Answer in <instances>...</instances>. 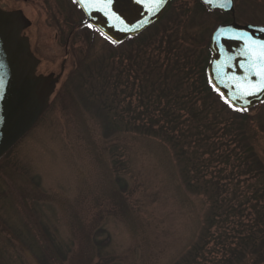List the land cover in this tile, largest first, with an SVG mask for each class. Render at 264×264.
<instances>
[{
  "label": "rangeland",
  "instance_id": "1",
  "mask_svg": "<svg viewBox=\"0 0 264 264\" xmlns=\"http://www.w3.org/2000/svg\"><path fill=\"white\" fill-rule=\"evenodd\" d=\"M1 2L20 9L30 24L26 35L41 60L38 73H59L64 59L66 67L47 111L0 161V264H41L38 255L49 249L47 231L67 254L57 264H174L207 226L210 200L190 190L170 143L134 132L105 138L100 119L80 98L77 81L67 84L79 58L109 57L107 39L90 27L83 29L85 16L73 0ZM197 5V0H172L144 41H181L184 47L201 41L197 51L204 59L205 42L218 24L264 25V0H234L230 21ZM223 114L226 120L232 117ZM248 114L255 150L264 162V102ZM220 167L210 164V176L226 184L227 204L234 205L235 214L241 208L239 220L248 222L251 204H263L248 203L261 180L247 175L221 179L216 177ZM186 169L195 182L190 163ZM227 226L232 230L233 223ZM212 230L218 234L222 229ZM107 236L109 244L95 243Z\"/></svg>",
  "mask_w": 264,
  "mask_h": 264
},
{
  "label": "trees",
  "instance_id": "2",
  "mask_svg": "<svg viewBox=\"0 0 264 264\" xmlns=\"http://www.w3.org/2000/svg\"><path fill=\"white\" fill-rule=\"evenodd\" d=\"M197 2L199 8L215 13L222 21L231 20L228 13L211 11L201 0ZM156 25L120 44L109 42L108 58L101 56L91 60L89 55L79 58L67 84L77 81L75 87L82 94L80 98L100 119L105 138L119 132H134L157 136L170 143L190 190L205 194L210 200L207 226L198 241L174 264H263L264 162L253 143L250 109L233 107L210 80L208 64L214 30L205 42L203 59L197 51L202 47L201 41H190L187 47L181 41H144L149 37L148 30ZM223 113L232 114L231 119L226 120ZM218 116H223L226 123ZM191 147L195 149L193 154H190ZM205 154L208 157H203ZM188 155L193 157L187 159ZM214 162L222 166L216 176L221 179L247 175L261 180V187L254 188L248 203L263 200V204H251L253 210L246 214L248 222L239 220L243 216L241 208L237 206L235 214L234 205L227 204L226 184L214 181L215 175L210 176L209 165ZM188 163L193 167L195 182L186 169ZM230 165L238 170H230ZM227 222L233 223L232 230L229 226L224 228ZM234 226L240 227L237 234H232ZM214 227L221 228V232L215 234ZM46 233L49 249L41 250L40 263L64 261L67 254L57 240ZM110 240L107 236L95 243L102 247ZM212 242L214 248L210 246Z\"/></svg>",
  "mask_w": 264,
  "mask_h": 264
},
{
  "label": "water",
  "instance_id": "3",
  "mask_svg": "<svg viewBox=\"0 0 264 264\" xmlns=\"http://www.w3.org/2000/svg\"><path fill=\"white\" fill-rule=\"evenodd\" d=\"M87 16V22L96 26L116 43L137 35L157 22L172 0H112L111 6L101 9L100 4L77 0ZM211 10L234 12V0L221 7L224 0H202ZM29 23L20 10H6L0 3V160L5 157L38 123L50 106L52 96L63 75L38 74L40 60L31 49L24 29ZM246 33L253 40L264 41V26L233 21L220 24L211 37L212 57L208 65L214 86L234 106L249 109L264 101V91L243 95L240 85L247 75L241 63L247 58L240 55L244 42L226 39V36ZM228 56L234 57L230 67L221 68ZM237 77L233 80L231 77ZM249 79L257 83L258 76Z\"/></svg>",
  "mask_w": 264,
  "mask_h": 264
},
{
  "label": "snow or ice",
  "instance_id": "4",
  "mask_svg": "<svg viewBox=\"0 0 264 264\" xmlns=\"http://www.w3.org/2000/svg\"><path fill=\"white\" fill-rule=\"evenodd\" d=\"M84 2V0H81ZM89 3L92 4H100L102 7L100 10L111 6L112 0H88ZM162 2V0H157V3ZM232 3V0H224V2L220 5L221 7H228ZM226 39H236L244 42V48L241 49L240 55L247 58L248 63H241V68L247 73V75L243 78V83L240 85V90L243 95H251L255 92L264 91V41L253 40L246 33L233 34L230 36H226ZM234 59L232 56H228L221 68L230 67L231 61ZM255 75L259 77L257 83H253L249 76ZM233 80H237L238 78L233 76L231 77ZM2 87V84H0ZM227 102V101H226Z\"/></svg>",
  "mask_w": 264,
  "mask_h": 264
},
{
  "label": "flooded vegetation",
  "instance_id": "5",
  "mask_svg": "<svg viewBox=\"0 0 264 264\" xmlns=\"http://www.w3.org/2000/svg\"><path fill=\"white\" fill-rule=\"evenodd\" d=\"M4 6H5V8H7L6 7V4H4V3H2ZM28 25H30V24H28ZM26 32V31H25ZM26 34V33H25ZM28 36V35H27ZM29 37V36H28ZM30 38V37H29ZM30 41H31V39H30ZM32 48V47H31ZM36 55V54H35ZM41 61V60H40ZM39 65H40V63H39ZM39 65H38V67H39ZM65 67H66V59H64L63 60V62H62V64H61V67H60V72L62 71V68H63V74H64V71H65ZM59 72V73H60ZM59 73H50V74H45V73H43L44 75H51V74H54V75H58Z\"/></svg>",
  "mask_w": 264,
  "mask_h": 264
},
{
  "label": "bare ground",
  "instance_id": "6",
  "mask_svg": "<svg viewBox=\"0 0 264 264\" xmlns=\"http://www.w3.org/2000/svg\"><path fill=\"white\" fill-rule=\"evenodd\" d=\"M25 137H26V136H25ZM25 137H24V138H25ZM24 138H22L21 141H22ZM21 141H20V142H21ZM20 142H19V143H20ZM19 143H18V144H19ZM18 144H17V145H18ZM17 145H16V146H17Z\"/></svg>",
  "mask_w": 264,
  "mask_h": 264
}]
</instances>
